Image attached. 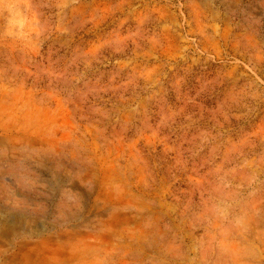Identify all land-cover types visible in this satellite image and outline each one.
<instances>
[{"label": "rangeland", "instance_id": "obj_1", "mask_svg": "<svg viewBox=\"0 0 264 264\" xmlns=\"http://www.w3.org/2000/svg\"><path fill=\"white\" fill-rule=\"evenodd\" d=\"M0 264H264V0H0Z\"/></svg>", "mask_w": 264, "mask_h": 264}]
</instances>
